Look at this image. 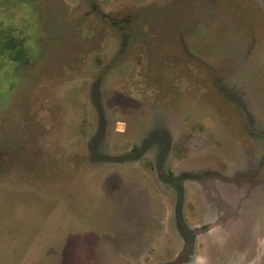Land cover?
<instances>
[{
  "label": "rangeland",
  "instance_id": "obj_1",
  "mask_svg": "<svg viewBox=\"0 0 264 264\" xmlns=\"http://www.w3.org/2000/svg\"><path fill=\"white\" fill-rule=\"evenodd\" d=\"M207 209L264 264V0H0V264H207Z\"/></svg>",
  "mask_w": 264,
  "mask_h": 264
},
{
  "label": "flooded vegetation",
  "instance_id": "obj_2",
  "mask_svg": "<svg viewBox=\"0 0 264 264\" xmlns=\"http://www.w3.org/2000/svg\"><path fill=\"white\" fill-rule=\"evenodd\" d=\"M181 193H183V190L181 191ZM182 195H184L186 197L183 198L184 201H182V203H181L180 213H181V210L182 211L184 210V212H185V203L187 201V190H186L185 194L183 193ZM185 199H186V201H185ZM209 210L210 209H207L205 217L202 220H199L195 223V224H197V225H195V228L191 227L192 225L188 224L187 223L188 221L185 222L183 220L182 216H180L181 228L186 233V236L188 233H191L192 236L194 234L195 239L197 241H199L198 247H199L200 254H201L199 257H201V259L204 260V263L206 262L207 264H221L224 262L231 261L232 259H235V257H234L235 253L233 255L232 252H230L227 249V246L231 243V242H229V240H230V238H232V236H231L232 234H230V232L225 234L226 232H222L221 229H219L218 225L214 227L212 220H210L211 216L213 215V212L211 210H214V208L212 207L211 210L210 211ZM220 210H222V209H218L217 213L215 211V216L218 219V221L221 219V217H219ZM225 210H228V209L224 208L222 210L224 215L226 214ZM209 212H211V214H209ZM246 213H247L246 208L244 207V208L239 209L238 215H235V216L240 217V215H242V214L245 215ZM249 214H250V217L252 216V218L254 220H256L257 223L260 221L259 218L257 216H255L256 212H253L250 210ZM251 224H252V221H251ZM259 224H261V223L259 222ZM233 228L235 229V226ZM233 235H236V233L234 232ZM186 236H185V238H186ZM248 237L252 239L253 236H252V234H248L247 237L242 236L240 239L242 241H246ZM243 238H245V239H243ZM222 239L225 241L221 242ZM249 247H250V245L248 244L245 248L246 251L249 249ZM182 255H183V252L181 251L180 256H182ZM172 264H183V262L176 260Z\"/></svg>",
  "mask_w": 264,
  "mask_h": 264
}]
</instances>
